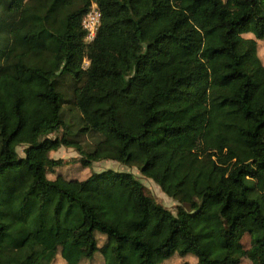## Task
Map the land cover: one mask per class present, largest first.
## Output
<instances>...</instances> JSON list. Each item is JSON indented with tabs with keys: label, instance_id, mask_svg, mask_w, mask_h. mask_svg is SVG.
Segmentation results:
<instances>
[{
	"label": "trees",
	"instance_id": "obj_1",
	"mask_svg": "<svg viewBox=\"0 0 264 264\" xmlns=\"http://www.w3.org/2000/svg\"><path fill=\"white\" fill-rule=\"evenodd\" d=\"M258 41L264 0H0V264H240L244 236L264 264ZM60 147L136 166L175 213L129 171L48 178Z\"/></svg>",
	"mask_w": 264,
	"mask_h": 264
},
{
	"label": "rangeland",
	"instance_id": "obj_2",
	"mask_svg": "<svg viewBox=\"0 0 264 264\" xmlns=\"http://www.w3.org/2000/svg\"><path fill=\"white\" fill-rule=\"evenodd\" d=\"M264 49L261 48V51ZM264 53V52H263ZM87 65V62L84 61V66ZM72 81L70 78L62 79V88L61 91L65 98V101L62 105V114L63 120L70 125V130L75 131L78 128V121L80 118L79 111L73 105L72 99V91H71ZM61 134V132H59ZM51 137L54 135L51 134ZM97 140L95 136L86 135L82 137V143L86 148L92 147V145ZM23 147L20 146L17 148V151L20 155H22ZM51 156L55 159L62 160L63 164L60 167L54 168V170L47 173L48 178H54L57 174L62 175L65 178H76V179H84L86 178L90 172H98L106 169H113L118 171H129L132 172L136 178L140 180L147 194L155 198L157 202L162 204L164 207L169 209L170 211L175 213V207L177 202L168 197L161 188L151 179L143 176L139 169L136 166H124L119 164L118 162L112 160H101L97 162H93L90 168H83L77 161L79 160L78 153L74 150V148L60 147L58 150L51 153ZM99 245L104 242V236L98 234L97 235ZM245 255L241 259L240 264H257L258 260L256 254L254 252V247L251 245L249 237L244 236L241 240ZM194 262L195 258L191 255H186L185 257H180L175 254L173 257L164 260L162 264H180L182 261ZM64 264V263H57ZM82 264H102V260L97 256L92 261H85Z\"/></svg>",
	"mask_w": 264,
	"mask_h": 264
},
{
	"label": "built area",
	"instance_id": "obj_3",
	"mask_svg": "<svg viewBox=\"0 0 264 264\" xmlns=\"http://www.w3.org/2000/svg\"><path fill=\"white\" fill-rule=\"evenodd\" d=\"M101 13L97 5L92 2L88 11L84 14L81 25L85 31L84 42L90 43L94 40L100 25Z\"/></svg>",
	"mask_w": 264,
	"mask_h": 264
},
{
	"label": "crops",
	"instance_id": "obj_4",
	"mask_svg": "<svg viewBox=\"0 0 264 264\" xmlns=\"http://www.w3.org/2000/svg\"><path fill=\"white\" fill-rule=\"evenodd\" d=\"M264 47V42H262V41H258V48H259V55H260V57L263 59V61H264V49L261 51V48H263Z\"/></svg>",
	"mask_w": 264,
	"mask_h": 264
}]
</instances>
